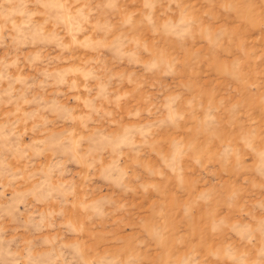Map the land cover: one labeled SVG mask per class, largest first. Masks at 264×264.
<instances>
[{
    "label": "clouds",
    "instance_id": "obj_1",
    "mask_svg": "<svg viewBox=\"0 0 264 264\" xmlns=\"http://www.w3.org/2000/svg\"><path fill=\"white\" fill-rule=\"evenodd\" d=\"M0 264H264V0H0Z\"/></svg>",
    "mask_w": 264,
    "mask_h": 264
},
{
    "label": "rangeland",
    "instance_id": "obj_2",
    "mask_svg": "<svg viewBox=\"0 0 264 264\" xmlns=\"http://www.w3.org/2000/svg\"><path fill=\"white\" fill-rule=\"evenodd\" d=\"M197 6H199V5H197ZM209 39H211V37H209ZM193 67H195V65H193ZM124 70L125 69L123 67H120V66H117L115 68V71H117V72H123ZM202 83L205 86H207L209 82L207 80H205ZM212 87L218 88L220 90L221 96H223L228 90V82L217 79V80H214Z\"/></svg>",
    "mask_w": 264,
    "mask_h": 264
}]
</instances>
